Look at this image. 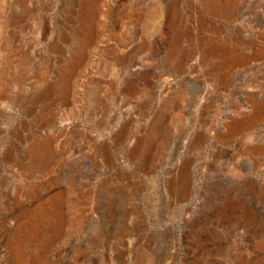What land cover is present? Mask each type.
Returning <instances> with one entry per match:
<instances>
[{"label":"rangeland","instance_id":"obj_1","mask_svg":"<svg viewBox=\"0 0 264 264\" xmlns=\"http://www.w3.org/2000/svg\"><path fill=\"white\" fill-rule=\"evenodd\" d=\"M0 28V264H264V0H0Z\"/></svg>","mask_w":264,"mask_h":264},{"label":"bare ground","instance_id":"obj_2","mask_svg":"<svg viewBox=\"0 0 264 264\" xmlns=\"http://www.w3.org/2000/svg\"><path fill=\"white\" fill-rule=\"evenodd\" d=\"M155 12H156V11H155ZM153 15H154V14H153ZM162 22H163V21H161V23H162ZM161 23H160V24H161ZM163 24H164V23H163ZM166 25H167V24H166ZM166 25H165V26H166ZM165 26H164V27H165ZM2 27H3V26H2ZM161 28H162V26H161ZM0 29H1V28H0ZM162 30H163V29H162ZM5 31H6V30H5ZM167 31H168V30H167ZM36 51H37V50H36ZM131 58H132V57H131ZM129 59H130V58H129ZM131 61H132V60H131ZM131 61H130L129 63H131ZM197 61H198V60H197ZM127 65H128V64H127ZM126 68H127V67H126ZM127 70H128V69H127ZM142 74H143V70L138 69V70H136V73L134 74V76H135V75L138 76V75H142ZM165 84H166V85H167V84L169 85V82H168V83L166 82ZM161 88H162V86H161ZM161 92H162V91H160L159 93L162 94ZM153 101H154V100H153ZM123 107H124V106H123ZM123 107H121L122 109H119V112H120L121 110H123ZM2 109H3L4 111L6 110V108H4V107H2ZM2 109H1V110H2ZM7 109H8V108H7ZM117 110H118V109H117ZM115 113H116V112H115Z\"/></svg>","mask_w":264,"mask_h":264}]
</instances>
